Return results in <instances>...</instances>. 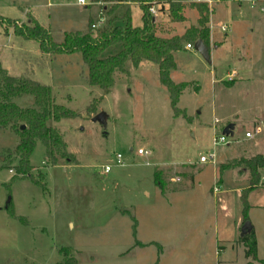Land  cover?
Listing matches in <instances>:
<instances>
[{"label":"rangeland","instance_id":"1","mask_svg":"<svg viewBox=\"0 0 264 264\" xmlns=\"http://www.w3.org/2000/svg\"><path fill=\"white\" fill-rule=\"evenodd\" d=\"M86 1L0 0V16L18 22L32 18L55 42L64 32L88 31L89 22L100 18L93 35L114 16L119 19L112 24L123 26L128 6L132 23L141 24L136 5ZM188 3L182 22H172L155 6L152 34L180 35L196 25L198 13ZM208 7L214 38L209 35V61L186 49L187 41L173 51L169 76L187 83L176 103L184 117L174 115L156 63L126 61L125 71H115L113 85L103 93L87 84L80 53L45 54L35 40L14 35L0 21L2 66L50 86L55 103L74 114L47 121L70 158L50 164L36 139L30 177L16 175L18 136L0 129V264H55L67 255L77 264H264L259 261L264 259V188L247 198L257 243L258 260H252L238 241L239 196L249 173L237 163L264 154L263 129L254 127L264 118V12L246 0H219ZM15 102L33 106L30 95ZM99 111L104 123L91 120ZM228 123L234 125L229 144L213 145ZM245 131L253 136L246 138ZM138 148L150 154L139 155ZM211 152L214 161L200 165L199 157ZM117 153L123 165L115 164ZM106 164L112 166L104 173ZM214 186L219 191L213 192Z\"/></svg>","mask_w":264,"mask_h":264},{"label":"trees","instance_id":"2","mask_svg":"<svg viewBox=\"0 0 264 264\" xmlns=\"http://www.w3.org/2000/svg\"><path fill=\"white\" fill-rule=\"evenodd\" d=\"M116 5L129 3L140 9V25L132 23L131 10L126 8L123 13L125 24H112L117 17H112L108 25L92 33V22H89L86 32H64L61 42L52 40L48 30L30 18L27 22H18L0 16V21H6L14 35L23 39H32L38 43L40 50L48 55L59 53L81 54L82 61L87 66L86 82L89 86L100 88L103 93L109 92L114 83L115 71H125L126 61L137 66L141 59L149 60L158 66V79L169 92L170 104L175 116L182 115L176 103L181 92L186 88V82H174L169 72L175 68L173 51L182 47V43L193 44L200 39L209 50V7L203 1L190 0H103ZM238 1V0H225ZM188 3L196 9L198 17L196 25L189 26L180 35L159 37L152 34L153 16L149 12L150 6H156L158 11H166L172 22L185 20L183 10ZM121 18V17H120ZM7 32V31H6ZM22 95L33 98V106H19L15 99ZM73 112L67 107L55 103L51 96L50 86L39 82L24 72L20 76L10 73L0 63V129H8L18 136V143L14 148L19 155V163L15 167L16 175L27 174L30 177L31 165L29 155L39 139L46 151V159L56 165L59 158L69 159L65 145L58 130L48 125L47 121H59L62 118H71ZM23 126V128H21ZM238 164L244 166L249 173L248 185L240 191L243 221L247 220V211L250 207L248 194L257 187L264 188V154H254L248 158H240ZM229 166V165H228ZM227 167V166H226ZM224 169V167H222ZM156 183H158L156 181ZM10 200L5 206L8 208ZM245 247V257L252 260L257 258V243L254 230L241 235L238 239ZM63 252L65 250L62 249ZM66 255V253H64ZM264 263V259H260ZM55 264H77L73 255H67L65 260ZM248 264H253L249 262Z\"/></svg>","mask_w":264,"mask_h":264},{"label":"built area","instance_id":"3","mask_svg":"<svg viewBox=\"0 0 264 264\" xmlns=\"http://www.w3.org/2000/svg\"><path fill=\"white\" fill-rule=\"evenodd\" d=\"M199 1L206 2L207 4H211V3H216L219 0H199ZM246 1H249L251 3V6H256L257 5L259 11L264 12V0H246ZM76 3L79 4V5H86L87 1L86 0H76ZM148 10H149L150 14H152V15L156 14L155 6H153V5L150 6ZM101 22H102V18H100V20L97 23H93L92 24V28H96L99 24H101ZM220 29L224 31V30H226V26L225 25H221ZM185 48L186 49H192L193 48V44L186 43L185 44ZM233 75H234V73H231L228 78L231 79ZM259 130H260V128L258 127V128L255 129V132H259ZM244 136L246 138H251L253 136V134L250 131H245L244 132ZM226 137H227V135H225L223 133L221 135H219V136H214L212 138L213 145H228L229 141L227 140ZM136 152L139 155H149L150 154V151L145 150L143 148H138L136 150ZM210 160L214 161V153L213 152L209 153V155H201L199 157V162H207V161H210ZM115 164H117V165H123L124 164L123 159H122V155L120 153H117L115 155ZM111 166L112 165H110V164L104 165L102 171L104 173H107L111 169ZM217 191H219L218 187L214 186L213 192H217Z\"/></svg>","mask_w":264,"mask_h":264},{"label":"water","instance_id":"4","mask_svg":"<svg viewBox=\"0 0 264 264\" xmlns=\"http://www.w3.org/2000/svg\"><path fill=\"white\" fill-rule=\"evenodd\" d=\"M193 48H194V50L198 51L200 53V55L206 61H209V59H210L209 58V50L207 49V47L203 44V42L200 39H197L193 43ZM104 118H105V113L103 111H99L91 117V120L104 123L105 122ZM21 128H23V126ZM233 128H234L233 123H228L222 129V133L227 135V136L232 135L233 134ZM9 200H10V198H8V201ZM251 229H252V225H251L250 221L249 220L243 221L241 228H240V235H244V234L250 232Z\"/></svg>","mask_w":264,"mask_h":264},{"label":"crops","instance_id":"5","mask_svg":"<svg viewBox=\"0 0 264 264\" xmlns=\"http://www.w3.org/2000/svg\"><path fill=\"white\" fill-rule=\"evenodd\" d=\"M129 7V6H128ZM197 19V18H196ZM154 20V19H153ZM210 14H209V31L211 30V24H210ZM214 38H212L211 37V35H210V40L212 41ZM218 44H219V42H218ZM215 47H217V44L215 45ZM214 47V48H215ZM254 127H255V129L256 128H262L263 129V133H264V118L263 119H261L260 120V122L258 123V124H254ZM200 163V165H205L206 164V162H199ZM248 182V181H247ZM145 194H146V196L148 195V192H145ZM241 222H242V219H239V222H238V225H241Z\"/></svg>","mask_w":264,"mask_h":264}]
</instances>
